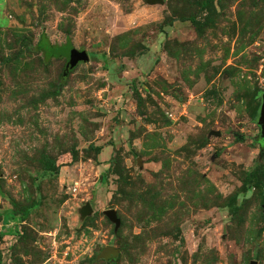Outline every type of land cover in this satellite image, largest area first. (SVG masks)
<instances>
[{
  "label": "rangeland",
  "instance_id": "374dc122",
  "mask_svg": "<svg viewBox=\"0 0 264 264\" xmlns=\"http://www.w3.org/2000/svg\"><path fill=\"white\" fill-rule=\"evenodd\" d=\"M215 7L0 0V264H264V0Z\"/></svg>",
  "mask_w": 264,
  "mask_h": 264
},
{
  "label": "trees",
  "instance_id": "16d2710c",
  "mask_svg": "<svg viewBox=\"0 0 264 264\" xmlns=\"http://www.w3.org/2000/svg\"><path fill=\"white\" fill-rule=\"evenodd\" d=\"M196 2H197V4L199 5V7H200V10H206L207 11V15H208V17H212V12L213 11H215L216 10V7H215V0H196ZM209 18V19H210ZM181 20H183V21H187V20H189V21H191L192 22V24H194V26L197 28V29H200L201 28V26H202V24H201V21L198 19V17H197V14H190V15H188V16H182V18H181ZM173 21V20H172ZM171 21V22H172ZM26 44H27V46L28 47H30L31 45H32V42L30 41V40H28V41H26L25 42ZM42 45L43 44H41V46L40 47H42ZM66 46V45H65ZM63 46H61V47H57V46H51L49 49H48V54H47V57H48V59L51 57V55H53V54H55V53H58V54H56V55H54V56H61L62 54L60 53V50H61V48H62ZM63 56V55H62ZM70 71H72V69L70 70ZM66 75H67V70H64L63 71V76H62V79L63 80H65L66 79ZM96 149H98V150H100L101 149V147L100 146H96ZM72 156H73V158H75L76 160H77V154H75V153H72ZM264 175V162H262L259 166H258V168H255V170H253V171H251L250 173H249V179H248V183H250V184H253L255 187H257V188H260V187H262L263 186V177H262V175ZM234 196H232L231 198H233ZM13 203H15V202H13ZM16 204V203H15ZM229 205L231 206V207H235L234 208V212H233V216H237V218H239L240 216H238V215H240V212H239V210H241L242 209V207L241 206H236L235 204H234V202L233 201H230L229 202ZM14 214H16L17 212H16V210H14V212H13ZM29 213H30V210H29V208H26V209H24L23 210V216H24V218L25 217H27L28 215H29ZM12 217H15L14 215H11ZM119 219H120V221H121V218L119 217ZM2 235V234H1ZM118 250V249H117ZM117 254H118V252H117ZM109 255H116V254H106V252H105V256L107 257V256H109ZM111 257H115V256H111Z\"/></svg>",
  "mask_w": 264,
  "mask_h": 264
},
{
  "label": "water",
  "instance_id": "95a60500",
  "mask_svg": "<svg viewBox=\"0 0 264 264\" xmlns=\"http://www.w3.org/2000/svg\"><path fill=\"white\" fill-rule=\"evenodd\" d=\"M150 2H162L163 0H149ZM60 53L69 58V69L75 68L79 63L86 62L89 60V54L85 49H77L72 43H69L66 46H63L60 50ZM257 122L260 124L262 128V136L264 137V92L262 94V102L259 108V115L257 117ZM85 210L89 212L92 210L91 205L89 203L86 204ZM106 215L116 223H120V219L117 216V212L114 209L106 210ZM1 239V236H0ZM117 248L113 246H109L106 249V254H117ZM255 264V261L252 262Z\"/></svg>",
  "mask_w": 264,
  "mask_h": 264
}]
</instances>
